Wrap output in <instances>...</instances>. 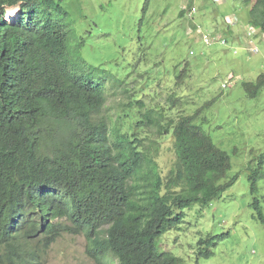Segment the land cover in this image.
I'll return each instance as SVG.
<instances>
[{
  "label": "trees",
  "instance_id": "16d2710c",
  "mask_svg": "<svg viewBox=\"0 0 264 264\" xmlns=\"http://www.w3.org/2000/svg\"><path fill=\"white\" fill-rule=\"evenodd\" d=\"M66 1L0 0V264H40L63 234L84 235L103 264H183L159 252L160 238L237 180L229 154L196 124L209 103L176 121L167 115L182 103L175 93L168 110L128 95L82 57L83 43L71 47ZM237 1L264 34V0ZM109 82L127 98L114 112ZM263 87L264 74L244 84L251 97ZM169 135L177 160L166 173ZM260 174L249 177L253 196ZM252 208L264 224L256 196ZM211 241H199L197 259L214 255Z\"/></svg>",
  "mask_w": 264,
  "mask_h": 264
},
{
  "label": "rangeland",
  "instance_id": "374dc122",
  "mask_svg": "<svg viewBox=\"0 0 264 264\" xmlns=\"http://www.w3.org/2000/svg\"><path fill=\"white\" fill-rule=\"evenodd\" d=\"M191 7L197 12L190 16ZM64 8L71 47L83 43L82 57L123 80L128 95H144L147 105L168 110L175 93L182 103L167 115L176 121L209 103L196 124L231 158L235 184L209 206L187 209L184 222L160 238L159 252L183 264H264V224L252 208L256 196L264 212V87L255 97L244 88L264 74V34L258 32L253 43L247 37L251 6L237 0H67ZM227 17H233L232 26ZM197 26L227 44L201 42L198 32L189 33ZM254 46L257 54L249 51ZM111 86L107 107L114 112L127 98ZM162 140L159 164L167 173L177 156L173 137ZM255 170L261 174L253 196L249 177ZM201 239L215 244L208 259H197ZM88 248L84 235L63 234L40 264H103Z\"/></svg>",
  "mask_w": 264,
  "mask_h": 264
},
{
  "label": "built area",
  "instance_id": "2783aa9c",
  "mask_svg": "<svg viewBox=\"0 0 264 264\" xmlns=\"http://www.w3.org/2000/svg\"><path fill=\"white\" fill-rule=\"evenodd\" d=\"M197 12L196 7H192L189 11V15H194ZM227 25L232 26L234 24V19L227 17L225 20ZM247 30V37L250 39V43H253L252 38L257 35V33L259 32L255 27H253L252 25H248L246 27ZM194 32H198L197 36L201 37V42L207 44V45H211V44H221V45H226L227 41L225 39H222L221 36H219L216 33H211L208 32L207 30L203 29L200 26H197L194 29H190L189 33L193 34ZM261 33V32H260ZM249 51L253 54H257L259 52V49L257 46L251 47L249 48ZM234 53H236V51H234ZM225 87V85H224Z\"/></svg>",
  "mask_w": 264,
  "mask_h": 264
},
{
  "label": "clouds",
  "instance_id": "9594fccd",
  "mask_svg": "<svg viewBox=\"0 0 264 264\" xmlns=\"http://www.w3.org/2000/svg\"><path fill=\"white\" fill-rule=\"evenodd\" d=\"M192 8V7H191ZM190 11V10H189ZM230 18H233V17H230ZM226 20V19H225ZM250 25V24H249ZM227 26H229V25H227Z\"/></svg>",
  "mask_w": 264,
  "mask_h": 264
},
{
  "label": "water",
  "instance_id": "95a60500",
  "mask_svg": "<svg viewBox=\"0 0 264 264\" xmlns=\"http://www.w3.org/2000/svg\"><path fill=\"white\" fill-rule=\"evenodd\" d=\"M17 10H18V9H17ZM17 10H16V11H17Z\"/></svg>",
  "mask_w": 264,
  "mask_h": 264
}]
</instances>
